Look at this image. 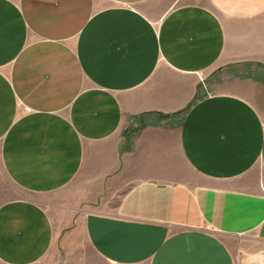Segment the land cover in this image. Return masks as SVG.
Segmentation results:
<instances>
[{"label": "crops", "instance_id": "crops-1", "mask_svg": "<svg viewBox=\"0 0 264 264\" xmlns=\"http://www.w3.org/2000/svg\"><path fill=\"white\" fill-rule=\"evenodd\" d=\"M0 264H264V0H0Z\"/></svg>", "mask_w": 264, "mask_h": 264}]
</instances>
